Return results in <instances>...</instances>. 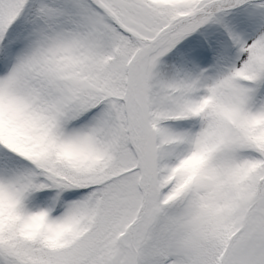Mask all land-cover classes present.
Returning <instances> with one entry per match:
<instances>
[{"label":"snow or ice","instance_id":"snow-or-ice-1","mask_svg":"<svg viewBox=\"0 0 264 264\" xmlns=\"http://www.w3.org/2000/svg\"><path fill=\"white\" fill-rule=\"evenodd\" d=\"M0 264H264V0H0Z\"/></svg>","mask_w":264,"mask_h":264}]
</instances>
